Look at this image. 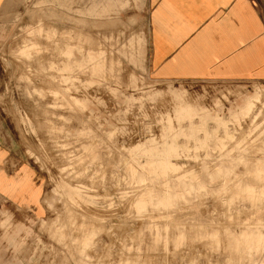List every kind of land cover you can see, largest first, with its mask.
<instances>
[{
    "label": "rangeland",
    "instance_id": "obj_1",
    "mask_svg": "<svg viewBox=\"0 0 264 264\" xmlns=\"http://www.w3.org/2000/svg\"><path fill=\"white\" fill-rule=\"evenodd\" d=\"M14 1L0 116L42 210L3 211L8 264H264V83L153 78L149 0Z\"/></svg>",
    "mask_w": 264,
    "mask_h": 264
},
{
    "label": "crops",
    "instance_id": "obj_2",
    "mask_svg": "<svg viewBox=\"0 0 264 264\" xmlns=\"http://www.w3.org/2000/svg\"><path fill=\"white\" fill-rule=\"evenodd\" d=\"M149 2L148 68L153 78L195 83L208 89L232 88L242 82L264 83V0ZM16 10L14 0H0V41ZM237 111L226 117L209 111L212 121L202 122L201 130H207L212 138L225 131L248 130L252 124L238 122L232 116ZM212 157L206 161H215L219 156ZM41 198L42 186L34 168L7 139L0 116V264H8L9 239L17 237L18 232L14 230L13 234L12 229L29 223L27 219H4L3 211L40 215Z\"/></svg>",
    "mask_w": 264,
    "mask_h": 264
}]
</instances>
